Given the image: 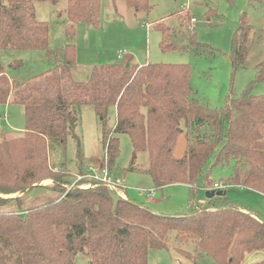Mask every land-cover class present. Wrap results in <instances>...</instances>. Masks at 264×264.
I'll use <instances>...</instances> for the list:
<instances>
[{"label":"trees","instance_id":"1","mask_svg":"<svg viewBox=\"0 0 264 264\" xmlns=\"http://www.w3.org/2000/svg\"><path fill=\"white\" fill-rule=\"evenodd\" d=\"M45 1L62 0H0V49L49 51L50 26L37 19L35 5ZM125 1L137 11L148 9V0ZM66 2L67 35L75 33L77 23L99 26L102 0ZM158 28L166 33L163 25ZM252 35V26L242 16L233 37L234 69L248 64ZM186 36V47L168 39L162 45L203 46L192 27L187 26ZM59 53L54 68L28 81L11 78L0 63V104H21L26 117L22 136L0 140V207L18 203L17 210H0V264H79V254L88 259L85 264H149L151 249L174 250L197 264V255L183 248L189 242L216 264H242L248 255L264 251L261 217L231 202L227 194L195 205L188 213L165 215L116 195L102 183L80 187L90 181L86 172L68 188V170L61 167L58 172L50 164L51 146L67 147L70 136L77 140L82 159L75 132L77 107L91 104L103 126L102 165L111 172L120 155L119 135L127 134L134 146L132 164L139 152H147L146 172L157 187L183 183L193 194L208 190L213 187V167L233 161L234 174L223 185L264 194V94H253L250 84L216 109L195 95L185 65L138 64L132 55H124L95 66L86 80H78L72 70L76 46L67 44ZM257 68L255 81L264 80V60ZM112 107L116 121L109 130ZM182 120L190 134L185 154L175 158ZM44 178L56 184L37 185ZM33 187L62 193L56 200L24 209L22 200ZM24 190L14 198L2 196ZM252 264H264V259Z\"/></svg>","mask_w":264,"mask_h":264},{"label":"rangeland","instance_id":"2","mask_svg":"<svg viewBox=\"0 0 264 264\" xmlns=\"http://www.w3.org/2000/svg\"><path fill=\"white\" fill-rule=\"evenodd\" d=\"M148 9L137 11L125 0H102L101 19L98 27L78 25L77 33L66 34V15L58 16L57 10L66 7V1L59 4L52 2H37L36 16L38 20L49 23V53L44 49H0V63L6 67L11 78L18 81H28L54 68L56 57L62 56V48L67 44L77 47V60L74 66V76L78 80H86L91 69L113 63L118 60V52L132 55L134 63L156 65H185L190 69V85L195 95L211 107L222 108L233 94H241L252 85V93L264 94V80H256L259 64L264 60V0H148ZM242 16L253 28L251 53L246 66L234 69L231 58L233 37ZM192 18L196 21L193 22ZM165 28L164 33L158 26ZM192 27L195 39L203 46L197 49L175 48L165 49L162 45L168 39L180 47L189 45L186 29ZM59 51V52H58ZM123 55V56H124ZM117 58V59H116ZM20 63L21 65L17 66ZM79 123L76 134L80 138L82 159L78 156L77 140L70 136L67 147L51 146L50 164L56 171L61 167L68 170L66 177L72 183L71 188L80 180V174L87 172L89 164L99 168L104 149L102 144L103 126L95 108L91 104L77 107ZM116 111L112 107L107 120V128L114 127ZM26 117L21 104H0V140L22 136L25 132ZM181 134L173 150L175 158L185 154L190 130L185 122H181ZM120 155L116 160L113 174L124 180L128 187L130 200L151 208L154 212L174 215L188 213L193 206L207 204V190H199L193 194L184 184H169L157 187L153 177L146 172L149 164L147 152H139L132 164L134 146L127 134L119 135ZM134 165L135 169H131ZM100 172V171H99ZM234 174V162L216 165L211 172V186L214 182L226 184ZM56 184L52 178H44L37 185ZM86 188V187H83ZM139 189H155L154 199ZM227 195L231 202L249 211L260 212L264 222V195L256 190L241 185H227ZM53 191V192H52ZM52 195L27 207H35L44 202L56 200L61 191L33 187L28 195L37 197L41 194ZM21 192L2 195L4 198L17 197ZM56 196L54 199L53 196ZM26 199V198H25ZM149 199V200H148ZM15 201L0 207V210L18 209ZM25 204V205H24ZM183 248L197 255V264H216L215 260L202 249L196 252L194 243L183 244ZM264 259V251L248 255L242 264H252ZM88 259L79 254L77 261L85 264ZM149 264H196L174 250L151 249Z\"/></svg>","mask_w":264,"mask_h":264},{"label":"built area","instance_id":"3","mask_svg":"<svg viewBox=\"0 0 264 264\" xmlns=\"http://www.w3.org/2000/svg\"><path fill=\"white\" fill-rule=\"evenodd\" d=\"M192 21L195 22L196 19L192 18ZM124 55V51L120 50L118 52V59L123 58ZM100 171V172H99ZM86 178H89L90 181L84 185H80V187H91L93 185H96L98 183H102L104 185H106L111 191H113L114 193H116V195L127 199V186L125 185L124 180H122L119 177H116L112 174V172L106 168L105 166H101L99 168L96 167H91L88 169V172L84 175ZM82 176H80L81 178ZM226 186H224L223 184H219V183H214V188H225ZM141 193H146L147 195H154L155 192L153 191H149V190H140Z\"/></svg>","mask_w":264,"mask_h":264},{"label":"crops","instance_id":"4","mask_svg":"<svg viewBox=\"0 0 264 264\" xmlns=\"http://www.w3.org/2000/svg\"><path fill=\"white\" fill-rule=\"evenodd\" d=\"M64 1H66V0H62L60 3H59V5L63 2L64 3ZM37 3V2H36ZM67 3V2H66ZM36 5V4H35ZM66 8H67V4H66V7L64 8V7H62V9H60V10H57V13H58V16H62L63 14L64 15H66ZM66 21L67 20H65V23H66ZM79 24H81V23H77L76 25H75V33L74 34H76L77 33V28H78V25ZM86 24V23H85ZM66 25H67V23H66ZM87 25V24H86ZM88 26V25H87ZM73 34V35H74ZM75 45V44H74ZM76 46V45H75ZM77 48V47H76ZM63 49V48H62ZM117 59V58H116ZM116 61V60H115ZM114 61V62H115ZM146 63H148V62H146ZM138 64H145V63H138ZM76 65V64H75ZM74 65V66H75ZM74 66H73V68H72V70L74 69ZM73 74H74V71H73ZM115 111H116V109H115ZM102 166V162L100 163V166L99 167H101ZM91 167H94V165L93 164H89L88 165V167H87V169H89V168H91ZM87 172H88V170H87ZM86 172V173H87ZM113 174V173H112ZM114 176H116V177H118L117 175H115V174H113ZM214 183H218L217 181L216 182H214ZM175 184H183V183H175ZM184 185H186V186H188L187 184H184ZM214 185V184H213ZM189 187V186H188ZM211 188H214V187H211ZM211 188H209V189H211ZM214 189H217V188H214ZM140 190L141 189H139V192H140ZM143 190H146V189H143ZM154 190V192H155V189H149V191H153ZM53 192V191H52ZM52 192H51V194L50 195H47V194H41V195H39V196H37V197H30V195H26L25 197H24V199L22 200V203H25V200L27 201V204L28 205H30L31 206V204L32 203H34V202H36V201H41L42 199H46V198H48V197H50L51 195H52ZM258 192V191H257ZM29 193V192H28ZM141 193V192H140ZM258 193H260L261 195H264V194H262L261 192H258ZM141 194H143V193H141ZM154 195H156V192H155V194ZM154 195H148V197L149 198H151V200H153L154 199ZM19 196H21V195H19ZM127 196H128V187H127ZM11 198H14V197H11ZM26 198V199H25ZM53 198L55 199L56 198V196L54 195L53 196ZM58 199V198H57ZM211 199V198H210ZM149 200V199H148ZM208 200H209V198H208ZM208 200H206V201H208ZM25 205V204H24ZM24 207V206H23ZM25 208V207H24ZM29 208H31V207H27L26 209H29ZM14 210H16V209H14ZM260 217H261V214H260V212H257V211H255ZM261 219H262V217H261Z\"/></svg>","mask_w":264,"mask_h":264},{"label":"water","instance_id":"5","mask_svg":"<svg viewBox=\"0 0 264 264\" xmlns=\"http://www.w3.org/2000/svg\"><path fill=\"white\" fill-rule=\"evenodd\" d=\"M26 190L22 191L21 194H23ZM227 194V191H224V190H217V189H214V188H211V189H208L207 192H206V195L207 197L210 199V198H213L214 196H221V195H226Z\"/></svg>","mask_w":264,"mask_h":264}]
</instances>
